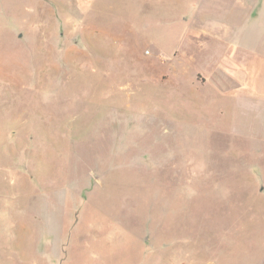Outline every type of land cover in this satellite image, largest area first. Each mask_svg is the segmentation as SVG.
Segmentation results:
<instances>
[{
    "label": "rangeland",
    "instance_id": "rangeland-1",
    "mask_svg": "<svg viewBox=\"0 0 264 264\" xmlns=\"http://www.w3.org/2000/svg\"><path fill=\"white\" fill-rule=\"evenodd\" d=\"M0 264H264V0H0Z\"/></svg>",
    "mask_w": 264,
    "mask_h": 264
}]
</instances>
